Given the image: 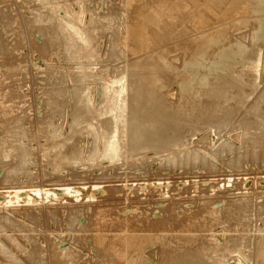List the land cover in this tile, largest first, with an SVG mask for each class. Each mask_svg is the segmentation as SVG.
Listing matches in <instances>:
<instances>
[{"label": "rangeland", "instance_id": "374dc122", "mask_svg": "<svg viewBox=\"0 0 264 264\" xmlns=\"http://www.w3.org/2000/svg\"><path fill=\"white\" fill-rule=\"evenodd\" d=\"M39 1L0 0V192L14 188L19 192L18 199L10 195L15 204L0 206V264H57V259L59 264H160L170 260L173 264H209L213 259L218 260L214 264H264V44H248L249 53H254L245 60H259L257 73L241 71L240 84L222 89L224 94L199 96L208 102L199 99L194 111H186L190 114L187 121L178 124L186 162L178 156L176 161L163 159L149 149L140 157L131 156L128 139L124 140L123 158L110 162L101 156L97 131L89 127L96 118L90 116L96 111L99 118L102 89L113 69L127 58L117 53L123 25L134 17V7L155 0H45L44 5ZM53 4L59 5L60 17L67 9L90 32L94 60L82 61L81 69L55 38ZM250 24L249 29L256 23ZM247 28L238 31L247 36ZM179 59L173 64L180 66ZM160 77L164 89L174 91V106H179V81L174 76ZM79 89L91 94L89 102H94L89 109L84 101H77ZM192 111H207L209 119L197 122ZM102 114L100 119L108 113ZM124 127L120 125L121 133ZM58 185L74 193L63 195ZM31 189L53 195L41 192L35 196ZM3 193L0 202L7 201ZM212 213L217 217L213 222ZM97 230L107 239L101 246L93 238ZM114 238L122 245L121 263L108 245ZM188 239L189 243L183 242ZM214 244L216 251L211 248L207 256L200 254ZM181 247L186 254L171 256L177 252L173 248ZM140 252L145 262L139 263Z\"/></svg>", "mask_w": 264, "mask_h": 264}, {"label": "bare ground", "instance_id": "6f19581e", "mask_svg": "<svg viewBox=\"0 0 264 264\" xmlns=\"http://www.w3.org/2000/svg\"><path fill=\"white\" fill-rule=\"evenodd\" d=\"M43 1H45V0H42V3L44 5ZM134 1H136V0H134ZM134 1H133V3H134ZM48 2H49V0H48ZM136 2H138V1H136ZM144 2L147 3L148 1H144ZM130 3H132V2L130 1ZM142 3H143V1H142ZM140 4L141 3H137V5H135V6H138ZM47 5H49V4L47 3L46 6ZM58 6H59L58 4H53L50 6L51 12H53V18L55 20V23L53 22L54 25L52 23V25L56 29L55 38L58 40V42H59V40H61L63 42V44L65 46V49H64L65 54H67L72 60L75 61V63H76L75 65L76 66L78 65L77 68L81 69V68H83L82 61L85 62V61L94 60V56H93L94 47L89 42V40L91 38L90 32H87V30H85L84 26H82L83 21L81 23V20L79 19V17L76 16V14H74L73 12H69L66 9L64 16L60 17L57 13ZM132 7H133V5H132ZM44 8H45V6H44ZM124 9H125V7H124ZM134 9H136V13H135L134 17L131 18L130 14L128 15L131 19L127 24L125 23L123 25V29H124L122 31L123 35L120 38V40L117 42V45H119L121 47L117 52L118 55L120 56V55L124 54L125 56H127V58L124 61H122V64H120V65L118 64V66L113 69V72L111 73L112 74L111 80L106 82L104 85V88L102 89L103 90V92H102L103 101H104L103 105H102L103 106L102 113L106 111L108 114L106 115V117L104 119H100L103 116V114L101 113L99 115V118H98L96 116L97 113L95 111L94 114H92L90 117L96 118V119H93L91 121V124L89 127L92 130L97 131L95 139H96V141L100 142V144H101V147H102L101 156L103 157V159H106V158L109 159L110 162L123 158L121 155V152L125 148L124 145H126V144H124V142L128 141V140L130 141V144H131V146L128 148L129 149V151H128L129 155H131V156L140 157V155H143V150L149 149V150H152L157 156H159L163 159L176 161L177 156H178V157H180V159L182 158L181 160L186 162L188 159H183L184 157L182 156L183 155L182 152H183V150H185L184 144L182 143L184 135H183V132L181 130H179L180 125H178V124H182V122H184V121H187L188 116H190V114H188L186 111H189L190 110L189 108H191L193 111L195 110V108H196L195 103L199 102L198 101L200 99V98L198 99L199 96H202V95L209 96V94L211 95V94H216V93L220 94V93H223L222 89L231 88L232 86H235V84L236 85L240 84V80L242 81V77L244 76L243 75L241 77V75H240L241 71H243V72L247 71V72H251L253 74L254 70L256 72V70L259 69V68L256 69V67L259 63L258 59H256V61L255 60L252 61V60L248 59L249 57H247L246 60H249L248 64H247L245 57L248 56L250 53H251V55H252V53H254V51H252V52L250 51V53H249V50H248L249 45L248 44L253 45V43H255V42H257V43H255V45L258 44L259 42H261L262 45L264 44V0H158V1L155 0V3L144 4V5L142 4V6L137 7V8L134 7ZM131 12H133V11H131ZM252 21L256 24L254 25L253 28L251 27L250 28L251 30H250L247 27L252 25V24H250ZM240 28H242V29L247 28V30H249V32L247 30L246 31L249 34L247 33L248 34L247 36L245 34L241 35L243 32L240 33L238 31ZM2 30H4V29H2ZM244 31H245V29H244ZM240 35L242 37H240ZM51 37H53V36L51 35ZM52 40H53V38H51V41ZM261 43H259V44H261ZM114 44H116V43H114ZM262 45H260V46H262ZM261 49H262V47H261ZM6 50H8V48ZM259 51H260V49H259ZM57 52H58V50H57ZM178 58H180L179 60H181L179 62H182V63H180L181 64L180 66H177V64H173V61L177 60ZM251 58H253V57H251ZM179 62H178V64H179ZM262 63H260L261 66H262ZM93 66H92V68L94 69ZM238 66L240 67L239 71L237 70ZM49 67H51V66H49ZM86 68H87V65H86ZM15 70L20 71L19 68L18 69L16 68ZM21 70H22V68H21ZM23 71H25V70H23ZM247 72H245V73H247ZM47 73H48V71H47ZM160 76L165 77V78H170V77L172 78L174 76L179 81V83H178L179 89L177 87L176 88L181 91L180 99H182V101H183L182 102L179 99V101L181 102V104L179 106H177V105H176V107L174 106L175 102L172 100L174 91H172L171 89H167V90L164 89V87L161 85V81L158 80V78ZM248 76H249V74H248ZM252 78H253V75H252ZM255 84H256L255 79L249 83L251 88H254ZM74 86L75 85H73V87ZM81 87H83V86H81ZM176 88H175V91L177 90ZM261 88H259V89L261 90ZM83 91L84 90L80 91V89L78 91H76V99L78 102L84 101L87 105L85 106V104H84L83 106H85L86 109H89V107L91 105L90 103L94 102V101L91 100V102H89L90 101L89 96L91 94L90 95L88 94L89 96H87L85 94L86 90L84 92ZM159 92H161L162 94ZM234 93H235V91H234ZM257 95H258V92H256V96ZM202 97H201V99H202ZM201 99H200V101H201ZM207 99H208V97H207ZM253 99H251V100H253ZM202 101L203 102L206 101L205 98H204V100L202 99ZM177 102H178V100H177ZM207 102H208V100L206 101V103ZM220 103H222V102H220ZM176 104H178V103H176ZM202 104H203V106L205 105L204 103H202ZM196 105H198V104H196ZM226 105H229V104H226ZM231 105H233V104L230 103V106ZM92 106L93 105H91V107ZM199 106L200 105H198V107ZM96 107H98V106H96ZM247 107H248V105H247ZM179 108H180V110H179L180 112L178 111V113H177V110ZM246 108H245V110H246ZM93 110H95V109H93ZM175 110H176V112H175L176 116L173 114ZM207 111H208V109H207ZM207 111H205V112L198 111L197 113L193 112V117L196 119L197 122H198V120H201V119L204 121H207L206 119H209L208 116L210 114V113H207ZM263 111H264V109H263ZM253 116H254V114H253ZM77 117H78V115H77ZM249 120H251V118ZM120 125H122V127L125 126L123 129L124 132H122V133L120 132V129H119ZM126 125H127V128H126ZM91 129L88 128L89 132ZM95 132H94V134H95ZM74 134H75V132H74ZM94 134H93V136H94ZM157 137H158V139H157ZM181 145H183V146H181ZM98 148H99V145H98ZM71 149H70V151H72ZM76 149H78V148L76 147ZM79 149H80V147H79ZM195 150H197V149H195ZM76 153H77V151H76ZM198 153L200 154V152H198ZM260 153H261V151H260ZM96 154H97V152H96ZM187 155L188 154H186V156ZM89 156H90V154H89ZM188 157H190V156H188ZM208 157L210 158V155ZM63 158H64V156H63ZM72 158L73 157H71V159ZM200 159H201V157H200ZM208 159H206V160H208ZM95 160H96V158H95ZM76 161H77V159H76ZM86 162L87 161H85V163ZM88 162H89V160H88ZM205 163H206V161H205ZM13 165H9V166H11L13 168ZM26 167H28V165ZM207 168H209V170H210V167H207ZM15 176H16V174H15ZM17 177H18V175H17ZM9 178H10V176H9ZM13 181L15 182V180H12V182ZM61 187H60L61 188L60 190H61V193H63V195L64 194L69 195L71 193H74L73 189L71 190L70 187L68 188L65 185H61ZM1 192H0V195L3 193V192L2 193ZM30 192H31V194L32 193L36 194L35 196H37L38 194H41V192H43L44 196H52L53 195V192L50 194L48 192V190L44 191L41 189H31ZM5 193L7 194L6 195L7 201L0 202V206L5 207V206H9V205L12 206L13 204H15V201H12V199L13 198L18 199V197H17V195L19 193L18 189L14 188L13 191L4 192L3 195ZM3 195H2V197H3ZM10 195H13L12 196L13 198H11ZM55 195H56V193H55ZM54 198H55V196H54ZM16 201H18V200H16ZM6 208H8V207H6ZM205 209L208 210L207 208H205ZM233 209L235 210V207ZM206 210H204V211H206ZM210 210H211V208L208 211H210ZM219 215H220V213H219ZM207 217H208V215H207ZM205 218L203 217V219H205ZM211 220H212V222L217 220V217L213 213L211 215ZM77 223H78V221H77ZM208 223H210V222H208ZM210 225L211 224H209V227H210ZM235 226H236V224H235ZM209 227L208 228L206 227L207 230L209 229ZM233 228H234V226H233ZM192 230H193V228H192ZM226 231L227 230H225V233H226ZM231 231H232V229H231ZM95 232H96V234H93L95 244L98 246H101V244H104L105 241L107 240L105 238L106 236H104L103 235L104 233L101 231L97 230ZM208 232H209V230H208ZM225 233H223V234H225ZM177 234H179V233H177ZM175 235H176V233L174 234V236ZM194 235H198V234H194ZM194 235H193V237H194ZM203 235H201V236H203ZM205 235H206V233H205ZM226 235H227V233H226ZM230 235L232 237V234H230ZM233 235L236 236L237 234H233ZM241 235H242V233H241ZM241 235L239 234L238 236L240 237ZM199 236H200V234H199ZM263 236H264V234H263ZM140 237H142V235H140ZM190 237H192V236H190ZM190 237H189V239H190ZM189 239L187 241L184 240L183 242L189 243L190 242ZM16 240H18V239L16 238ZM116 240H117V238L111 239L109 241L108 245H109L110 250L112 252H114L117 262L121 263V259L123 258L124 254L122 253L123 250H121L122 245L115 243L114 241H116ZM209 240L205 241V242L210 243L211 241H209ZM10 241L11 240H9V243H10ZM227 241H228V239H227ZM19 243H20V241H19ZM224 245H225V243H224ZM211 248L213 249V251H214V249H215V251L217 249L215 244H214V246L211 245L210 248H209V246H207V250L204 249L200 254L203 253L202 255H206L205 253H208L209 252L208 250H212ZM173 249H176L177 252H175L171 256H174L177 253L181 255V254H183V252L184 253L186 252V249H184L182 247L181 248H173ZM223 250H225V249H223ZM217 255H219V254H217ZM211 256L212 255H210L209 258ZM10 257H12V256H10ZM215 257H217V256H215ZM137 259H138L139 263H142V262H145L146 257L142 256V253H141V254L137 255ZM184 260H186V259H184ZM211 260H212V258H211ZM211 260H209V261L211 262ZM220 260H222V262H223V259H220ZM124 261H126V260H124ZM189 261H191V260H188V263H189ZM217 261L218 260L213 259L212 262L209 264L217 263ZM172 262L173 261L170 260L169 262H165V263L161 262L160 264H173ZM202 262L205 263L203 260H202ZM55 263L59 264L58 259L56 260ZM132 264H134L133 261H132ZM206 264H208V263H206Z\"/></svg>", "mask_w": 264, "mask_h": 264}]
</instances>
